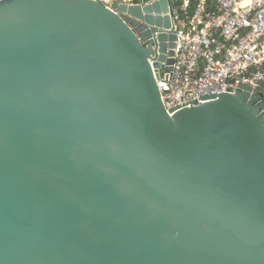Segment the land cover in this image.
Listing matches in <instances>:
<instances>
[{
  "label": "water",
  "instance_id": "water-1",
  "mask_svg": "<svg viewBox=\"0 0 264 264\" xmlns=\"http://www.w3.org/2000/svg\"><path fill=\"white\" fill-rule=\"evenodd\" d=\"M172 25L169 0H0V264H264L262 106L167 110Z\"/></svg>",
  "mask_w": 264,
  "mask_h": 264
},
{
  "label": "built area",
  "instance_id": "built-area-1",
  "mask_svg": "<svg viewBox=\"0 0 264 264\" xmlns=\"http://www.w3.org/2000/svg\"><path fill=\"white\" fill-rule=\"evenodd\" d=\"M102 1L112 9L114 0ZM169 3L174 62L168 72L162 63L156 78L165 108L176 110L247 85L264 114V0Z\"/></svg>",
  "mask_w": 264,
  "mask_h": 264
},
{
  "label": "rangeland",
  "instance_id": "rangeland-1",
  "mask_svg": "<svg viewBox=\"0 0 264 264\" xmlns=\"http://www.w3.org/2000/svg\"><path fill=\"white\" fill-rule=\"evenodd\" d=\"M115 1H123V0H114V2H115Z\"/></svg>",
  "mask_w": 264,
  "mask_h": 264
},
{
  "label": "bare ground",
  "instance_id": "bare-ground-1",
  "mask_svg": "<svg viewBox=\"0 0 264 264\" xmlns=\"http://www.w3.org/2000/svg\"><path fill=\"white\" fill-rule=\"evenodd\" d=\"M128 1V0H127Z\"/></svg>",
  "mask_w": 264,
  "mask_h": 264
},
{
  "label": "trees",
  "instance_id": "trees-1",
  "mask_svg": "<svg viewBox=\"0 0 264 264\" xmlns=\"http://www.w3.org/2000/svg\"><path fill=\"white\" fill-rule=\"evenodd\" d=\"M194 1V0H193Z\"/></svg>",
  "mask_w": 264,
  "mask_h": 264
}]
</instances>
